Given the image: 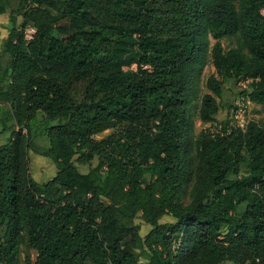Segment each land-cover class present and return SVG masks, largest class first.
Listing matches in <instances>:
<instances>
[{
    "label": "trees",
    "instance_id": "trees-1",
    "mask_svg": "<svg viewBox=\"0 0 264 264\" xmlns=\"http://www.w3.org/2000/svg\"><path fill=\"white\" fill-rule=\"evenodd\" d=\"M7 10L0 112L16 129L0 144V264L23 246L25 264H264V124L216 120L229 80L264 105V0H0ZM207 63L197 118L214 130L194 135ZM30 151L52 179L31 177Z\"/></svg>",
    "mask_w": 264,
    "mask_h": 264
},
{
    "label": "rangeland",
    "instance_id": "rangeland-1",
    "mask_svg": "<svg viewBox=\"0 0 264 264\" xmlns=\"http://www.w3.org/2000/svg\"><path fill=\"white\" fill-rule=\"evenodd\" d=\"M18 0H11L12 6L15 7ZM21 18L16 19V25L20 24ZM10 27L9 22L7 21L3 26L0 25V33H7ZM28 30V29H27ZM32 31H27V36L32 35ZM212 43V41H211ZM222 47L227 50L230 48H234L237 45L236 39H222L221 40ZM1 65L4 66L8 56L4 54L1 57ZM214 72L213 67L210 64H206L201 72L196 77V91L192 96L191 105L189 107V116L191 122V129L194 135H197L201 130L211 129L214 130L213 127H210L209 124H202L197 118V110L200 98L202 95L207 93V90L204 87L205 81L209 75ZM248 85L246 82H235L232 80L226 81L223 85V93L220 98V108L219 112L216 116L217 121L229 120L232 124L234 120L236 122L240 121L245 124L247 121H257L259 123L264 124V105H256L248 100L244 102L241 92L243 90H247ZM235 114V115H234ZM236 116V117H233ZM239 119V120H238ZM4 124H6V129H3ZM16 129L13 126V121L7 118L6 111L0 112V131L2 134L0 135V144L4 143L9 135L10 129ZM112 131H105L104 133L96 136V139L104 138ZM34 144L36 147L42 151L48 148V142L44 136H37L34 139ZM29 168H30V175L37 183H45L46 181L52 179L56 174V168L50 158L44 157L42 155L36 154L32 151L29 152ZM97 164V159H94L91 162L92 167ZM77 169L80 173H86L88 171L87 166L78 165L76 164ZM246 166L241 164L240 166V174H246ZM188 202V197L185 199V203ZM243 210V206L238 208V213L241 214ZM172 219L169 217H163L161 219V223L164 222H171ZM135 223L139 225V234L141 237H144L146 233L149 232L151 227L149 225H145L140 217H137ZM3 234V229L0 228V236ZM30 255L31 259L34 258L33 251L28 250L26 247H22L19 254V264H25L24 259L26 255ZM223 264H230L228 262Z\"/></svg>",
    "mask_w": 264,
    "mask_h": 264
},
{
    "label": "crops",
    "instance_id": "crops-1",
    "mask_svg": "<svg viewBox=\"0 0 264 264\" xmlns=\"http://www.w3.org/2000/svg\"><path fill=\"white\" fill-rule=\"evenodd\" d=\"M10 13H11V11L7 10L4 14L0 15V25L1 26H3L9 20ZM7 34H8V32L7 33L6 32L0 33V53L2 52L3 42L6 40Z\"/></svg>",
    "mask_w": 264,
    "mask_h": 264
},
{
    "label": "built area",
    "instance_id": "built-area-1",
    "mask_svg": "<svg viewBox=\"0 0 264 264\" xmlns=\"http://www.w3.org/2000/svg\"><path fill=\"white\" fill-rule=\"evenodd\" d=\"M28 30H31V31L34 33V29H33V28H28ZM28 30H27V31H28ZM27 31H26V39L29 40V39L31 38L32 35L27 36ZM33 33H32V34H33ZM246 83H247V82H246ZM234 115H235V114H234ZM233 117H236V116H233ZM238 120H239V119H238ZM234 123H235L236 125L240 126V127H243V126H244V124L241 122V120L238 121V122H236V120H234Z\"/></svg>",
    "mask_w": 264,
    "mask_h": 264
}]
</instances>
